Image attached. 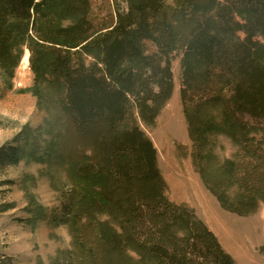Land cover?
Instances as JSON below:
<instances>
[{
	"label": "trees",
	"instance_id": "1",
	"mask_svg": "<svg viewBox=\"0 0 264 264\" xmlns=\"http://www.w3.org/2000/svg\"><path fill=\"white\" fill-rule=\"evenodd\" d=\"M164 1L125 0L124 9L98 19L91 0H0L4 76L12 79L28 50L34 87L46 83L60 94L69 129L83 137L102 127L70 155L72 188L62 212L76 264H235L192 210L167 197L156 148L140 128L170 99L179 50L191 139L249 138L248 191L264 203V0H207L213 17L195 23ZM25 147L16 139L1 145L0 170L17 165ZM236 167L225 160L201 171L224 206L218 187L228 186Z\"/></svg>",
	"mask_w": 264,
	"mask_h": 264
},
{
	"label": "rangeland",
	"instance_id": "2",
	"mask_svg": "<svg viewBox=\"0 0 264 264\" xmlns=\"http://www.w3.org/2000/svg\"><path fill=\"white\" fill-rule=\"evenodd\" d=\"M91 1L98 19L109 17L115 6L126 7L125 0ZM206 1L165 0L164 4L177 11V17L183 11L186 23H195L213 17V12L204 9ZM146 51H155L149 41ZM180 54L177 51L172 60L170 99L153 124L140 123L156 148L166 195L192 210L235 264H264V203L248 191L254 185L248 181L253 176L243 157V144L249 138L218 133L193 142L179 95ZM59 95L46 83L34 87L26 49L10 81L0 70V146L13 139L26 146V156L17 165L0 170L1 264H76L72 234L62 212L72 188L70 155L81 145L91 144L93 134L102 127L91 126L85 136H76L69 129ZM260 125L264 127V121ZM225 160L237 166L228 186L218 187L227 196L228 206L213 192V178L206 183L207 171L201 172L215 171Z\"/></svg>",
	"mask_w": 264,
	"mask_h": 264
}]
</instances>
